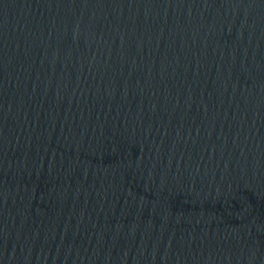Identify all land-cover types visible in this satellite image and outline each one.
<instances>
[{
	"label": "water",
	"instance_id": "water-1",
	"mask_svg": "<svg viewBox=\"0 0 264 264\" xmlns=\"http://www.w3.org/2000/svg\"><path fill=\"white\" fill-rule=\"evenodd\" d=\"M0 264H264V0H0Z\"/></svg>",
	"mask_w": 264,
	"mask_h": 264
}]
</instances>
